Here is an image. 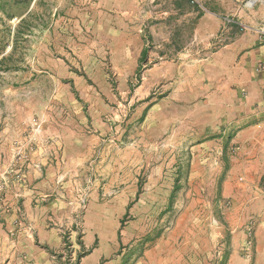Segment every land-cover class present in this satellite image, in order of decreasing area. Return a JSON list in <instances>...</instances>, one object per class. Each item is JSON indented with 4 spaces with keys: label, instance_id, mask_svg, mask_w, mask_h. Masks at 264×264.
Wrapping results in <instances>:
<instances>
[{
    "label": "rangeland",
    "instance_id": "obj_1",
    "mask_svg": "<svg viewBox=\"0 0 264 264\" xmlns=\"http://www.w3.org/2000/svg\"><path fill=\"white\" fill-rule=\"evenodd\" d=\"M215 11L212 0H0V224L28 231L43 264H83L95 247L98 264H264L252 221L240 236L226 220V127L172 95L175 78H193L188 63L243 34L264 41L226 17L264 19L218 10L216 29ZM56 151L60 177L32 203L45 207L42 243L15 182L30 154L52 163Z\"/></svg>",
    "mask_w": 264,
    "mask_h": 264
},
{
    "label": "crops",
    "instance_id": "obj_2",
    "mask_svg": "<svg viewBox=\"0 0 264 264\" xmlns=\"http://www.w3.org/2000/svg\"><path fill=\"white\" fill-rule=\"evenodd\" d=\"M212 1L216 11L229 13L235 10L254 26L261 24L264 19V8L246 11L240 7L243 0ZM216 11L208 18L217 29L221 21L215 15L218 13ZM263 60L264 41L255 35H240L214 49L206 58L188 63L187 69L194 73L193 78L187 84H182L183 79L180 78V85L178 78H175L172 93L177 105L179 100L184 109L198 110L204 125L226 127V141L235 149L226 172V195L234 198L226 220L240 236L245 235L244 225L252 221L259 254H264V77L257 67ZM205 137L206 143L196 150L203 151L202 146L206 149L211 145L214 138L210 140L209 134ZM64 152L62 155L56 151L54 158L57 160L52 163L48 161V153L39 155L33 152L23 182L19 179L15 182L16 195L23 197L22 204L29 219L37 227V236L42 243H49L51 231L42 227V219L39 218V213L45 207L40 204L33 206L32 203L40 202L42 191L56 185L63 166L61 159H66L67 152ZM35 179L38 180L36 185L33 183ZM9 199L12 205L18 200L13 195ZM11 222L9 218L10 229L13 228ZM89 241L92 242V236ZM2 256L10 259V264H24L28 260H32L33 264H43V260L48 259V254L41 251L28 231L11 236L0 224V260ZM102 258V250L95 247L85 256L83 264H98Z\"/></svg>",
    "mask_w": 264,
    "mask_h": 264
},
{
    "label": "built area",
    "instance_id": "obj_3",
    "mask_svg": "<svg viewBox=\"0 0 264 264\" xmlns=\"http://www.w3.org/2000/svg\"><path fill=\"white\" fill-rule=\"evenodd\" d=\"M264 4V0H243L241 2V9H244L246 11H252L254 10L257 6ZM238 24L242 29L244 30H251V32L255 33V34H259L260 36L264 37V27H259V28H254L251 26H248L242 22H240L238 19L234 17H226V24ZM257 71L258 72H262L263 73V77H264V60L261 61L258 64L257 67ZM264 83V81H263ZM249 231H251V228L249 229Z\"/></svg>",
    "mask_w": 264,
    "mask_h": 264
}]
</instances>
